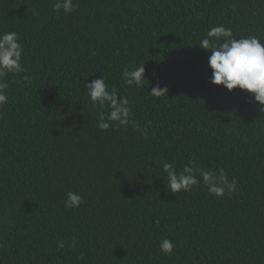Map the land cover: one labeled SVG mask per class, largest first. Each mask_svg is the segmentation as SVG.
Masks as SVG:
<instances>
[{
    "label": "trees",
    "instance_id": "16d2710c",
    "mask_svg": "<svg viewBox=\"0 0 264 264\" xmlns=\"http://www.w3.org/2000/svg\"><path fill=\"white\" fill-rule=\"evenodd\" d=\"M55 2L0 0L25 69L0 106V264H264V112L211 83L199 45L217 25L264 42V0H74L59 16ZM144 63L145 86L126 85L124 68ZM102 75L147 135L98 128L84 83ZM157 84L167 94L151 96ZM189 161L238 191L167 190L163 163ZM69 191L78 208L64 207Z\"/></svg>",
    "mask_w": 264,
    "mask_h": 264
},
{
    "label": "clouds",
    "instance_id": "9594fccd",
    "mask_svg": "<svg viewBox=\"0 0 264 264\" xmlns=\"http://www.w3.org/2000/svg\"><path fill=\"white\" fill-rule=\"evenodd\" d=\"M78 7L74 0H57L54 3V11L59 16L61 9L64 13H71ZM236 39L231 27L225 25L212 26L201 38L199 45L211 52L208 64L212 69L210 77L211 83L223 85L229 91L239 87L252 93L254 102L261 106L264 112V42L256 35L243 36ZM23 48L18 38V33L4 32L0 34V106L8 100L7 90L9 82L6 77L11 73L17 75L24 72L22 64ZM123 80L128 86L143 88L145 78V63L139 66L125 67L122 73ZM30 78L25 75L15 82L21 84ZM84 88L86 94L93 105L99 107L98 128L103 131L112 127H127L131 122L138 132L147 135V126L132 120V107L130 100L125 95H120L118 89L110 88L104 76L85 81ZM167 88L157 84L149 94L154 97H161L167 94ZM107 109V111H105ZM194 161L184 164L181 170L173 166L172 163H163V172L166 173L167 190L173 193L190 192L193 186L203 184L208 192L217 198H222L226 194L238 191L237 179L233 177L229 180L223 168L217 173L215 170L195 167ZM198 173V175H197ZM83 203V197L73 191L66 194L64 207L66 209L78 208ZM75 243V241H73ZM65 241L57 243V249H63ZM175 245L169 238L161 240L159 250L171 256Z\"/></svg>",
    "mask_w": 264,
    "mask_h": 264
}]
</instances>
